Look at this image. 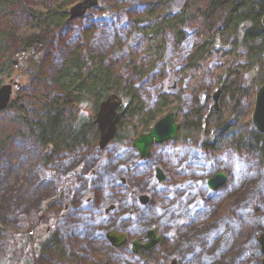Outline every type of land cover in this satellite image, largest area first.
I'll return each mask as SVG.
<instances>
[{
    "label": "trees",
    "instance_id": "obj_1",
    "mask_svg": "<svg viewBox=\"0 0 264 264\" xmlns=\"http://www.w3.org/2000/svg\"><path fill=\"white\" fill-rule=\"evenodd\" d=\"M25 1L28 0H0V77L26 70L24 76L28 81L34 76L43 80L45 90L38 93L32 112L14 99L10 105L19 110L15 119L21 125L20 133L42 144L44 162L61 161L63 157L76 162L85 149L97 147L99 129L94 123L95 115L99 104L111 93L124 99L115 138L120 144L132 143L158 119L175 111L180 128L174 140L202 151L206 157L196 163L198 167L206 165L205 158L222 161L228 171L233 170L232 178L213 192L207 187L208 178L218 171L226 172L213 170L205 180L206 191L211 194L206 197L204 193L205 206L199 205L202 200L198 198L193 205L186 203L180 212V207L173 210V202H166L164 214L156 212L157 216L147 219L146 224L157 225L152 223L145 232L159 226L160 244L173 247L181 256L180 264H259L256 241L249 239L241 245L240 239L246 229L253 228L259 235L264 232V133L255 129L251 120L256 93L264 84V0H139L144 10L134 17L133 23L148 41L150 60L140 64L139 58L129 52L130 60L119 65V69L110 59L108 49L92 41L93 31L81 29L80 37L71 36L68 40L61 35L62 30L70 28L69 9L79 0H37L35 5ZM104 1L106 8L111 9L112 5L124 6L121 2L125 0L117 4L116 0ZM58 35L59 45L51 51ZM169 37L179 49L184 41L187 46L181 64L182 80L190 75L195 81L214 55L222 59L212 75V82L222 89L218 111L212 107L210 94L200 95L210 88L206 85L194 88L187 107L181 92L170 94L166 89L156 103L148 97V101L144 100L142 87L138 88L135 80L150 78L159 67L168 66ZM123 41L116 36L110 45L118 64L124 52ZM32 49L35 53L23 56ZM57 51L60 58L56 57ZM16 58L21 60L18 66ZM26 97L19 96L17 100ZM6 139V135L0 134V149ZM231 195L236 196L234 206L220 211L222 202ZM98 200L97 197L86 206L74 202L78 208L72 216L81 213L77 222L84 226L82 232L105 227L94 212ZM157 209L152 201L144 213ZM179 214L189 217L190 222L182 223L178 236L169 240L161 230ZM5 228L0 218V229ZM78 231L74 229V236ZM96 236L105 239L104 233ZM53 237L49 247H41L47 260L88 264L87 253L71 235L68 241L58 234ZM236 246L238 253L231 254ZM138 254L148 264H166L167 257H160L156 247ZM129 259L118 256L110 263L137 264Z\"/></svg>",
    "mask_w": 264,
    "mask_h": 264
},
{
    "label": "rangeland",
    "instance_id": "obj_2",
    "mask_svg": "<svg viewBox=\"0 0 264 264\" xmlns=\"http://www.w3.org/2000/svg\"><path fill=\"white\" fill-rule=\"evenodd\" d=\"M109 1L113 3V0ZM119 1L121 0H116L115 4ZM36 2L37 0L25 1L26 4L34 5ZM133 2L132 4L130 0H125L121 2L124 6L112 5L111 9H107L106 2L100 0L99 6L90 9L84 17L72 20L70 28L62 30L61 35L68 40L71 36L80 37L82 30L93 31L95 35L92 36V41L95 40L97 45L100 42L104 48L108 49L109 57L117 69L119 65L123 66L130 60L127 56L129 52H133L139 58L140 64L147 62L150 58L147 51L148 41L135 30L133 23L134 17L142 14L144 5L139 0ZM23 19L24 16L21 15L19 22L22 23ZM116 36L124 40L122 42L124 52L119 64L116 63V57L112 55L110 46ZM59 37L58 35L57 39L53 40L54 46H50L51 51L58 47ZM182 47V49H179L178 45L176 47L169 37L168 62L170 64L168 63L167 67H165L166 64L164 67H159L151 77L147 76L150 78L135 80L136 86L142 87L140 92L144 100L148 97L154 103L165 89L170 94L181 92L185 100L184 107H187L186 103L190 100L194 88L206 85L210 88L202 91L200 95L210 94L213 107V94L218 86L212 82V75L220 67L222 59L214 55L207 66L199 71L195 81L190 75L182 80L180 72L181 64L185 61V47L187 49L185 41ZM47 52L45 51V55ZM56 55L60 58V51H57ZM20 62L21 60L18 64ZM25 72L26 70H20L11 77H0V84L8 83L11 79L20 82L22 87L15 90L13 99L19 104H25L32 112L38 101L36 99L38 93L45 90V87L43 80L41 81L37 76L28 81V78L24 76ZM189 77L192 80H189ZM24 95H27L25 99L17 100V97ZM18 113V108L12 105L0 111V134L3 133L8 137L5 146L0 149V218L6 224L5 229H0V264H35V252L32 245L40 241L36 251L38 264H61L62 262L47 260L44 249L41 250L50 235L54 233L67 241L71 235L78 246L87 253L88 264H111L110 260L118 256L130 258L129 260L137 264H148L149 262L143 261L132 248L135 240L144 242L147 233L145 228L153 223L146 224L147 219L157 216L156 212L164 214L163 206L166 202H173L172 209L178 210L180 207L182 209L180 212H183L186 203L193 205L195 199L202 200L199 205L205 206L204 198L211 195L206 191L205 180L213 170L223 169L226 171L228 180L232 178L233 170L228 171L227 165L222 161L213 162L205 158L206 165L201 164L198 167L196 163L199 160H201L200 163L203 162L206 157L201 154L202 151L194 147H184L175 140L153 145L148 158L144 160L140 158L139 151L133 146V142L120 144L113 140L103 150L85 149L79 154L80 158L76 162L73 161L74 159L62 156L64 159L61 157V161L52 160L47 163L43 160L42 144L20 133L21 125L15 119ZM157 167H160L167 176L164 182H159L156 178ZM89 193L98 195L99 204L95 205L94 212L98 214L99 220L104 221L105 227H95L89 232L87 230L82 232L85 228L80 227L77 222V217L81 213L76 216L72 214L77 210L78 204L89 205L85 204ZM142 194H147L151 198L150 202L154 201L157 204L156 211L144 213L150 202L142 204L139 200ZM82 197H85L84 203L79 201ZM51 199L56 201V205L51 210L44 209ZM180 200H183L184 204L181 205ZM235 200L236 196L231 195L222 202L220 211H228L234 206ZM75 201L79 203L75 205ZM67 204H70L68 209ZM111 205L115 206L111 212L102 211L103 208L107 206L109 208ZM44 211L45 216L42 218V223L38 225ZM182 214L170 220L168 227L162 228L161 233L167 239H175L179 228L190 222V218ZM152 225L155 226L157 223ZM48 228L51 229L50 234H47ZM30 229H36L34 239L28 233ZM74 229H79L77 234L79 237L74 236ZM111 230L127 234V242L119 247L112 245L106 239L107 233ZM101 233H104L105 239L96 238V235ZM259 233L253 228L246 229L240 244H245L249 239L256 241L259 264H262L263 254L258 240ZM237 249L236 246L230 253L237 254ZM156 251L160 257H167L166 264H172L174 259L177 260V264H180L181 256L173 247L159 243Z\"/></svg>",
    "mask_w": 264,
    "mask_h": 264
},
{
    "label": "water",
    "instance_id": "obj_3",
    "mask_svg": "<svg viewBox=\"0 0 264 264\" xmlns=\"http://www.w3.org/2000/svg\"><path fill=\"white\" fill-rule=\"evenodd\" d=\"M100 0H81L73 4L69 9V21L84 17L87 12L99 6ZM262 22L264 24V15ZM35 53L32 49L31 52L23 54V56H29ZM18 59L15 60V66H18ZM20 89L22 84L15 79H11L8 83L0 84V111L5 110L11 103L14 88ZM222 94L221 87H217L213 94L215 110H219V100ZM124 104V99L116 93L109 94L100 104L95 115V124L99 129V142L98 148L100 150L105 149L110 142L115 140L118 132V124L120 119L119 109ZM252 124L259 132L264 133V84L261 85L256 93L254 111L251 117ZM180 124L176 120V112L170 111L163 117L157 120L148 132L141 133L133 140V146L139 151L140 158L142 160L147 159L151 148L155 144H161L163 142L174 140L177 136ZM165 172L160 168H156V178L159 182L166 180ZM227 174L224 171H218L214 175L208 178L207 187L211 191H216L223 187L227 181ZM142 204H147L149 196L142 194L139 197ZM115 209L114 205H111L107 211ZM31 235V232H29ZM107 238L114 246H122L125 244L127 235L125 233L112 230L107 233ZM146 241L140 242L135 240L133 242V251L139 253L141 249L150 250L155 247L160 237L157 233V227L147 231L145 236ZM261 245V252L263 254L262 264H264V232L258 237ZM172 264H177V260L174 259Z\"/></svg>",
    "mask_w": 264,
    "mask_h": 264
},
{
    "label": "flooded vegetation",
    "instance_id": "obj_4",
    "mask_svg": "<svg viewBox=\"0 0 264 264\" xmlns=\"http://www.w3.org/2000/svg\"><path fill=\"white\" fill-rule=\"evenodd\" d=\"M17 56H19V58L20 57H22V56H20V55H17ZM14 89H16V87L14 88ZM205 99V98H204ZM95 120V119H94ZM94 123H95V121H94ZM98 127V126H97ZM98 136H100V134H99V132H98ZM98 142H99V137H98V139H97V147L96 148H98ZM91 148H95V147H89L88 149H91ZM99 149V148H98ZM227 180H228V178H227ZM164 182V181H163ZM227 182V181H226ZM85 199V197H82V198H80L79 199V201H80V203H84V200ZM97 200V196H96V194L94 193H89L87 196H86V200H85V204H92V203H94L95 201ZM150 200H151V198L149 197V201H148V203L150 202ZM56 205V203H53L52 202V199L50 200V201H48L47 203H46V205H45V207H44V209H48V210H51L52 209V207H54ZM69 206H70V204H67L66 205V208L68 209L69 208ZM73 206V205H72ZM108 207V206H107ZM107 207H105V208H103L102 209V211H106L107 213H109V212H111V210L110 211H107ZM44 216H45V211H44V215L43 216H41L40 217V220H39V222H38V225H40L41 223H42V218H44ZM154 228H156V227H154ZM112 231V230H111ZM29 232H31V235H30V233ZM36 232V229H30L29 231H28V233H29V235H30V237L32 238V239H34L35 238V235H34V233ZM51 233V229L50 228H48L47 229V234H50ZM53 233V232H52ZM157 233H158V235H159V237H160V240H159V242H158V244L162 241V236L160 235V232H159V229H158V227H157ZM55 234V233H54ZM54 234H51L50 235V238L44 243V246L45 247H49L48 245V243H50V240L52 241L53 240V236H54ZM127 235V234H126ZM106 239L107 240H109L108 238H107V235H106ZM127 240H128V235H127V239H126V242H127ZM146 241V239H144V242ZM41 242V241H40ZM40 242H37V243H35V245L33 244L32 246H33V250H34V252H35V258H34V263L35 264H38V260H37V254H36V251L38 250V246H39V244L38 243H40ZM109 242H110V240H109ZM125 242V243H126ZM47 243V244H46ZM111 243V242H110ZM112 244V243H111ZM157 244V245H158ZM113 245V244H112ZM156 245V246H157ZM132 246H133V243H132ZM155 246V247H156ZM155 247H153V248H155ZM153 248H151V249H153ZM150 249V250H151ZM141 250H144V249H141ZM140 250V251H141ZM145 251H148V250H145ZM61 264H82V263H74V262H68V261H64V262H62Z\"/></svg>",
    "mask_w": 264,
    "mask_h": 264
}]
</instances>
